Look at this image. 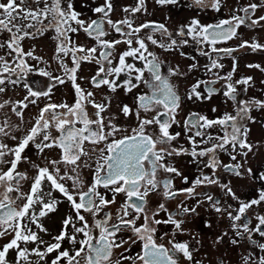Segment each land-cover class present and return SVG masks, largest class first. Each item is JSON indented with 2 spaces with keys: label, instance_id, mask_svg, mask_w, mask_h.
<instances>
[{
  "label": "snow or ice",
  "instance_id": "snow-or-ice-1",
  "mask_svg": "<svg viewBox=\"0 0 264 264\" xmlns=\"http://www.w3.org/2000/svg\"><path fill=\"white\" fill-rule=\"evenodd\" d=\"M154 3L195 9L197 15L170 30L154 20L136 23L137 13L148 14L146 0L122 8L126 15L120 20L112 19L113 0L81 3L80 11L76 0H0V264H205L195 258L200 249L193 246L202 245L200 233L188 227L201 207L215 214L218 227L227 222L213 248L228 237L238 250V264H264V172L246 167L254 147L248 123H256L251 113L264 110V100L241 98L254 86L253 78L234 79L238 57L233 55L245 48L264 51V44L241 39L237 47H218L240 39L241 27L264 28V15H256L264 11V0L243 5L237 0L229 18L210 23H203L200 14L220 13L227 0ZM84 8L91 14L85 15ZM48 34L55 42V70L35 54V46L27 51L23 46ZM172 52L192 61L186 72L161 59ZM197 57L206 62L201 65ZM226 58L232 69L221 74ZM84 64L95 66L90 78L79 75ZM246 67L264 72L259 64ZM201 70L207 79H197L181 95L173 78ZM32 75L45 80L34 87L28 82ZM84 79L113 95L101 93L97 101V93L78 82ZM68 83L74 102H52L54 90ZM20 87L26 94L14 99ZM121 89L132 104L118 102L113 111L114 94ZM221 94L235 114L210 118L193 111L181 120L185 101L203 103ZM30 106L38 113L26 127ZM121 118L128 123L121 125ZM174 126L183 129L190 148L175 146L181 132L172 131ZM33 149L36 160L28 154ZM222 153L230 163L220 159ZM178 156H189L196 166L198 175L191 181L173 162ZM177 177L187 186L177 188ZM232 177H247L260 187L242 197ZM118 194L125 199L113 210ZM61 204L68 212L52 235L44 220ZM203 223L212 228L208 220ZM137 244L140 250L131 254Z\"/></svg>",
  "mask_w": 264,
  "mask_h": 264
},
{
  "label": "flooded vegetation",
  "instance_id": "flooded-vegetation-1",
  "mask_svg": "<svg viewBox=\"0 0 264 264\" xmlns=\"http://www.w3.org/2000/svg\"><path fill=\"white\" fill-rule=\"evenodd\" d=\"M135 5H119L118 12H114L112 15L113 20H120L122 19L126 14L122 11V8L124 7H135L137 0H133ZM99 3V1H97ZM154 2V0H146V5L148 9V14L143 15L141 13L136 14V23H142L146 20H154L161 23H166L167 27L170 30H175L181 23L187 22V20L193 16L197 15V10L195 9H177L172 6H168L167 8H160L158 5L154 3V5H151ZM184 2H187V0H184ZM81 3H91V0H76V5H79ZM228 3V2H227ZM237 5H227L224 8H222L220 13H213L211 11H208L207 13H201L200 19L203 23H210V22H216L217 19H227L231 15L230 9ZM87 11L90 15L91 13L87 8H84V11ZM257 16L264 15V11H257ZM166 16L171 17V19H165ZM95 18V17H93ZM239 32L242 34L240 39H233L228 41L226 44L218 45V47H237L239 43L242 40H247L251 42L253 39L258 40L261 44H264V28H256V29H248L245 27H241L239 29ZM51 35V34H50ZM111 39L112 37H108ZM79 40L81 42H84L86 40L83 33H80ZM28 40H25L23 42V46L25 51H27L28 46L26 45V42ZM89 46H91V41H88ZM123 49V46H121V50ZM160 51V50H156ZM184 52H186L189 56L196 55L195 51L192 48H185L183 49ZM54 53V49H53ZM233 55L238 57V66L237 71L234 76V79H239L241 77H247L251 76L253 78V87H250L248 89V92L246 95L242 96L241 98L247 99L255 97L256 99L264 100V72H261L258 69L255 68H248L246 67L247 64H259L261 68H264V51H257L253 53L250 49H242L239 52L234 53ZM45 57V56H44ZM45 60L49 61L51 63L52 70H55L56 63L52 59L44 58ZM161 59L165 60L168 64L171 66H180V70L182 72L187 71L188 65L192 62L189 59H185L179 55V52H172V53H163L161 55ZM200 64L203 65L206 62L205 57H197ZM222 63L225 65L224 69L222 70L221 74L227 73L231 71L232 69V61L230 59H225L222 61ZM44 65H41L43 67ZM140 66V65H138ZM95 74V66L84 64L82 66V71L79 72L80 76L90 78ZM207 79V77L204 76L203 70L200 72H194L188 77L177 79L173 78V82L178 84L179 92L181 95L185 93V91L193 84L197 79ZM123 79V77L121 78ZM45 80V78L38 77V76H31L29 78V83H31L34 87L39 84L41 81ZM46 82V81H45ZM82 84L83 87L87 88L90 91H94L97 93L96 99L97 101L101 100V93H104L106 95H113L109 94L107 92L106 88H102L100 90L93 89L91 85L88 82V79H84L83 81H78ZM222 83V82H221ZM217 88L220 87L219 84L216 85ZM240 88H243V85L240 86ZM140 90L137 91H142ZM55 94L52 96V102L60 103V102H67L69 104H72L74 102V91L71 87V84L68 83L64 86H61L54 90ZM25 90L20 87L16 89V94L13 96L14 99H22L25 95ZM11 95V94H10ZM117 96V99L113 100L112 103V110H116V106L118 102L128 103L129 105L132 104V97L131 95L125 96L123 94V90H119L117 94H114ZM41 107L43 106L44 101L41 100ZM217 108V112L213 113L211 112V108ZM93 110L89 108V112L91 113ZM197 111L201 114L208 115L210 118H216L218 116H221L225 112H232L233 114V106L231 102L225 104L223 103V97L221 95L214 96L211 100L205 101L203 103H192L191 101H185L182 105V112H181V120L190 112ZM38 113V109L34 106H30L29 109L25 110V120L29 123L26 125V127L31 126L32 117ZM251 115L255 118L256 123H248V126L251 128V132L248 137L249 143L253 144V152L249 153V156L247 158V164L246 167H251L254 173H260L264 172V110L256 111L253 110ZM128 121H125L123 118L120 119V124L125 125ZM172 131H179L181 132V136L179 138L178 142H174L176 147H180L183 145L185 148H190V145L187 142L186 136L183 132L182 128H177L174 126ZM12 143V142H10ZM34 149L32 152H29L28 154L31 156L33 160H36L37 157L33 155ZM173 162L175 163L176 167L180 169L185 175L189 177V180L191 181L198 175V172L196 170V166L194 164L190 163L191 158L189 156H178L172 158ZM220 159L224 163H230V158L225 155L221 154ZM238 160H241L243 162L241 157H237ZM89 179H91V176L89 175ZM232 185L234 189L237 191V194L245 197V196H252L254 195V190L258 187H260L259 182L249 180L247 177L244 179H239L232 177ZM175 185L177 188L180 187H186L187 185L181 184L180 178L177 177L175 179ZM103 191V189H101ZM212 191L220 196L221 193L219 189L213 188ZM58 196V194H56ZM109 198L111 197V193L108 194ZM125 199L124 194H118L117 195V205H113V210L120 204L123 203ZM183 199V197H181ZM158 200V198H157ZM157 200H153V206L156 204ZM195 201H189V205L194 204ZM170 207H175L174 204L170 205ZM200 212V216L197 217L192 224H189L188 227L192 230L193 233L199 232L200 237L202 241V245H196L195 242H193V246L199 248L200 250L195 253L196 259H204L205 264H218L219 260H223L224 264H238V250L231 246V244L228 242V237H225L224 242L221 245L216 246V248H213L212 241L216 238V236L220 235L224 228L227 227V222H221L222 226L218 227L217 222L215 219V214L211 213L210 211H205L204 207H201L198 209ZM68 212L67 204H61L59 206V209L57 212L50 215L49 218H46L44 220L45 227L48 228L49 232L52 235H56L59 232L60 229V221L65 216V214ZM163 215V214H162ZM208 220L212 223V228H205L204 227V221ZM163 231V229H161ZM43 238L45 240L51 241V236L44 235L41 233ZM178 240H189V236H178ZM4 243V241H0V244ZM65 247H68V245L65 243ZM140 250V245L137 244L133 246L131 250V254H135ZM14 255V254H13ZM53 256L55 253L52 254ZM51 258V257H50Z\"/></svg>",
  "mask_w": 264,
  "mask_h": 264
},
{
  "label": "rangeland",
  "instance_id": "rangeland-1",
  "mask_svg": "<svg viewBox=\"0 0 264 264\" xmlns=\"http://www.w3.org/2000/svg\"><path fill=\"white\" fill-rule=\"evenodd\" d=\"M99 1V3H102V0H97ZM227 5H237V0H227ZM240 4H247L250 2H259V0H239ZM114 3V7H115V11L114 12H118L119 10V5H135L133 0H113ZM154 5V2L151 4ZM76 8L78 11L81 10L79 5H76ZM84 11V9H83ZM85 15L88 14V12L85 10ZM264 41V40H263ZM26 45L28 46V50L32 47L35 46L36 47V55L38 56H42L43 58H47V59H51L53 56V49H55V42L53 40L50 39V34H48L45 37H42L38 40L35 41H30L28 40L26 42ZM45 56V57H44ZM31 63H36L35 61H32ZM56 65V64H55ZM35 76V75H32Z\"/></svg>",
  "mask_w": 264,
  "mask_h": 264
}]
</instances>
